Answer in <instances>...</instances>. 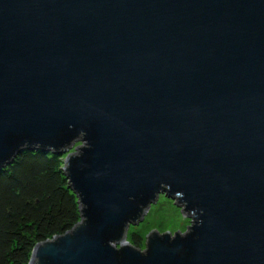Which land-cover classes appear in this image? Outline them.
<instances>
[{
	"label": "water",
	"instance_id": "1",
	"mask_svg": "<svg viewBox=\"0 0 264 264\" xmlns=\"http://www.w3.org/2000/svg\"><path fill=\"white\" fill-rule=\"evenodd\" d=\"M77 143L28 264H264V0H0V170ZM160 195L191 224L135 248Z\"/></svg>",
	"mask_w": 264,
	"mask_h": 264
},
{
	"label": "trees",
	"instance_id": "2",
	"mask_svg": "<svg viewBox=\"0 0 264 264\" xmlns=\"http://www.w3.org/2000/svg\"><path fill=\"white\" fill-rule=\"evenodd\" d=\"M62 166L51 152L26 151L0 170V264H28L35 245L80 220ZM129 242L140 248L142 239L133 233Z\"/></svg>",
	"mask_w": 264,
	"mask_h": 264
},
{
	"label": "rangeland",
	"instance_id": "3",
	"mask_svg": "<svg viewBox=\"0 0 264 264\" xmlns=\"http://www.w3.org/2000/svg\"><path fill=\"white\" fill-rule=\"evenodd\" d=\"M78 146H80V143L75 144L68 153L58 156L63 161V166L67 155ZM190 224L191 220L182 213L172 199L160 195L157 202L151 205L143 221L137 225H130L128 240L131 234L135 233L141 237V246L145 248V237L148 232L172 229V235H174L179 232V229L186 231Z\"/></svg>",
	"mask_w": 264,
	"mask_h": 264
}]
</instances>
